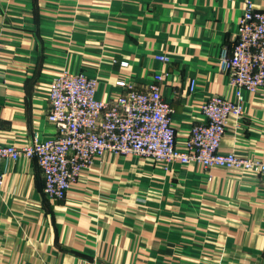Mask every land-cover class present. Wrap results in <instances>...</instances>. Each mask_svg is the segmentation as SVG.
I'll list each match as a JSON object with an SVG mask.
<instances>
[{
	"label": "crops",
	"instance_id": "0c3cea01",
	"mask_svg": "<svg viewBox=\"0 0 264 264\" xmlns=\"http://www.w3.org/2000/svg\"><path fill=\"white\" fill-rule=\"evenodd\" d=\"M243 5L0 0V143L55 133L48 84L69 69L96 77V96L109 101L116 79L146 89L163 74L160 93L182 146L206 97L234 98L220 53L236 38ZM242 98L220 149L264 159V85ZM1 170L0 264H264V173L105 151L54 199L35 158H5Z\"/></svg>",
	"mask_w": 264,
	"mask_h": 264
},
{
	"label": "built area",
	"instance_id": "2783aa9c",
	"mask_svg": "<svg viewBox=\"0 0 264 264\" xmlns=\"http://www.w3.org/2000/svg\"><path fill=\"white\" fill-rule=\"evenodd\" d=\"M156 58L168 60L161 54ZM220 68L228 74L234 98L206 97L200 106L202 120L191 126L182 146L176 142L170 121L172 107L160 93L163 74H154L146 89L116 79L119 90L109 101L96 96V77L62 69L47 89L46 119L54 125L55 133L44 139L34 134L31 141L18 145L0 143V187L5 158H35L42 171L44 193L62 199L80 171L105 151L146 156L165 164L193 162L204 168L264 173V159L220 149L229 117L243 113L242 91L253 93L264 85V9L254 7L251 0H244L235 40L230 47L221 48ZM194 87L195 79H191L189 90Z\"/></svg>",
	"mask_w": 264,
	"mask_h": 264
},
{
	"label": "rangeland",
	"instance_id": "374dc122",
	"mask_svg": "<svg viewBox=\"0 0 264 264\" xmlns=\"http://www.w3.org/2000/svg\"><path fill=\"white\" fill-rule=\"evenodd\" d=\"M158 163H161V162H158ZM161 164L166 165L165 162H163V163H161Z\"/></svg>",
	"mask_w": 264,
	"mask_h": 264
}]
</instances>
